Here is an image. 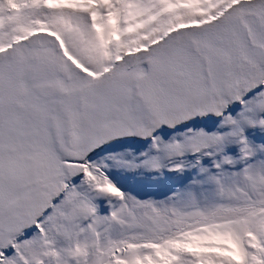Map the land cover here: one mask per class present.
<instances>
[{
  "label": "snow or ice",
  "instance_id": "1",
  "mask_svg": "<svg viewBox=\"0 0 264 264\" xmlns=\"http://www.w3.org/2000/svg\"><path fill=\"white\" fill-rule=\"evenodd\" d=\"M0 264H264V0H0Z\"/></svg>",
  "mask_w": 264,
  "mask_h": 264
},
{
  "label": "rangeland",
  "instance_id": "2",
  "mask_svg": "<svg viewBox=\"0 0 264 264\" xmlns=\"http://www.w3.org/2000/svg\"><path fill=\"white\" fill-rule=\"evenodd\" d=\"M125 177L128 178H132V179H136L137 181H139V179L141 178V174L140 173H124L123 174ZM150 176V174L148 173H143V178H148ZM124 187L127 188L128 190L132 191L134 194H138V195H148V192H141L138 183H130L127 180L123 181ZM118 186H120V184H118Z\"/></svg>",
  "mask_w": 264,
  "mask_h": 264
}]
</instances>
